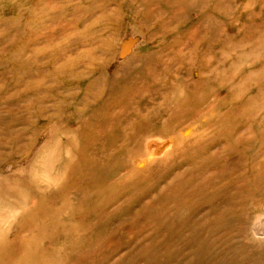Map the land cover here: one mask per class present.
I'll list each match as a JSON object with an SVG mask.
<instances>
[{
	"label": "rangeland",
	"instance_id": "374dc122",
	"mask_svg": "<svg viewBox=\"0 0 264 264\" xmlns=\"http://www.w3.org/2000/svg\"><path fill=\"white\" fill-rule=\"evenodd\" d=\"M0 264H264V0H0Z\"/></svg>",
	"mask_w": 264,
	"mask_h": 264
},
{
	"label": "bare ground",
	"instance_id": "6f19581e",
	"mask_svg": "<svg viewBox=\"0 0 264 264\" xmlns=\"http://www.w3.org/2000/svg\"><path fill=\"white\" fill-rule=\"evenodd\" d=\"M165 139V138H164ZM168 140V139H167ZM149 142V143H148ZM146 143H148V147H149V149H154V151L156 150L157 151V153L158 154H162L163 153V156H165V154L167 155V153L168 152H170V146L172 145V144H170V143H168V142H163L162 143V141H161V143L159 142V141H156L155 139H154V141L153 140H151V141H146ZM144 149V148H143ZM146 150H148V148L146 147ZM158 154H156L155 156L154 155H151V158H150V160H153V161H155L158 157L157 156H159ZM142 157V156H141ZM139 160V159H138ZM140 161V160H139ZM147 162V161H146ZM141 163H143V162H141ZM148 163V162H147ZM153 163V162H152ZM145 164V163H144ZM152 165V164H151ZM133 166V165H132ZM139 166V165H138ZM146 166V165H145ZM148 167H149V165H148ZM135 171V170H134ZM141 171V170H140ZM139 172V171H138ZM142 172H143V170H142ZM135 174V173H134Z\"/></svg>",
	"mask_w": 264,
	"mask_h": 264
}]
</instances>
